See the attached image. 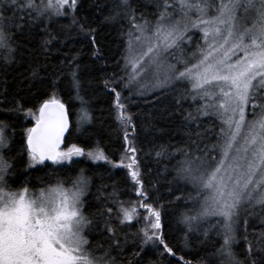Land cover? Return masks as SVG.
Instances as JSON below:
<instances>
[{
  "label": "snow or ice",
  "instance_id": "obj_1",
  "mask_svg": "<svg viewBox=\"0 0 264 264\" xmlns=\"http://www.w3.org/2000/svg\"><path fill=\"white\" fill-rule=\"evenodd\" d=\"M98 91L111 153L66 144ZM161 200L195 264H264V0H0V264H164Z\"/></svg>",
  "mask_w": 264,
  "mask_h": 264
},
{
  "label": "trees",
  "instance_id": "obj_2",
  "mask_svg": "<svg viewBox=\"0 0 264 264\" xmlns=\"http://www.w3.org/2000/svg\"><path fill=\"white\" fill-rule=\"evenodd\" d=\"M114 38V33L112 35H109L106 31L103 36V42L109 46L113 51L116 50V44L112 43V40ZM85 62H88V56L83 57ZM108 71H111V66H109ZM95 75L97 76V84L96 87L98 89H102V84L99 83V77L103 75L102 72H96ZM127 95V93H125ZM134 99L137 101V103L140 104L141 108H148L149 104L144 101L143 98L140 97H134ZM112 101L111 95H105L103 91H98L97 95L93 97V104L96 108L97 115L99 117V120L96 124L97 132L95 135H92L91 133L80 136L78 134H74L71 137H67L66 144L71 143H77L79 146L84 147L86 150L89 147H94L97 142L105 149L106 152L111 153L116 150L118 147V143L116 142V133L113 131L115 128V125L111 122L108 111L109 106ZM133 110H135V106H133ZM100 121H104L101 123ZM28 126H31L30 124ZM74 161H77L78 163L69 164L68 168L64 171L68 172V174H73L80 169H85L89 175L96 176V183H99V176L104 173V168L107 167V165H104L101 167L100 165H103V162H97L93 163L92 161L88 160L86 157H74ZM70 170V171H69ZM44 172H38L34 173L32 176V182L36 183L37 177H44ZM116 179H120L119 176L115 177ZM161 193L164 196H167V192L163 187H161ZM128 196H133L134 193H128ZM127 198V197H125ZM161 203L165 204V207L167 209V215L164 218L165 222V232L169 235V239L172 241L174 248L181 249L178 252L177 258L180 255H184L186 259L192 260L195 264L196 259V249H184L182 248V245L179 241L180 233L178 231V228L174 222L173 219V212L175 209L174 205H168L165 200H161ZM142 211V210H141ZM148 259H154V253L149 249L148 250ZM173 257H167L161 258L164 261V264H176V259ZM182 264V262H181Z\"/></svg>",
  "mask_w": 264,
  "mask_h": 264
},
{
  "label": "water",
  "instance_id": "obj_3",
  "mask_svg": "<svg viewBox=\"0 0 264 264\" xmlns=\"http://www.w3.org/2000/svg\"><path fill=\"white\" fill-rule=\"evenodd\" d=\"M66 139H67V137H66Z\"/></svg>",
  "mask_w": 264,
  "mask_h": 264
}]
</instances>
